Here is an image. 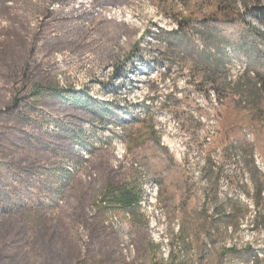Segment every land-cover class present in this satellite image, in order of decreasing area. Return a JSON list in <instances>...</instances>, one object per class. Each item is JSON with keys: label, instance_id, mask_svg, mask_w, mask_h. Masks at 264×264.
<instances>
[{"label": "rangeland", "instance_id": "1", "mask_svg": "<svg viewBox=\"0 0 264 264\" xmlns=\"http://www.w3.org/2000/svg\"><path fill=\"white\" fill-rule=\"evenodd\" d=\"M0 264H264V0H0Z\"/></svg>", "mask_w": 264, "mask_h": 264}, {"label": "trees", "instance_id": "2", "mask_svg": "<svg viewBox=\"0 0 264 264\" xmlns=\"http://www.w3.org/2000/svg\"><path fill=\"white\" fill-rule=\"evenodd\" d=\"M182 24L180 21H177L176 23V30H172L166 33V42L169 47H174L181 41V34L179 32L178 28H181ZM124 203H131L133 200L132 194H130L128 191H123L120 195Z\"/></svg>", "mask_w": 264, "mask_h": 264}]
</instances>
